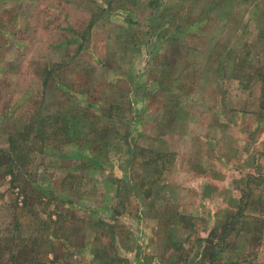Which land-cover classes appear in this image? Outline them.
Here are the masks:
<instances>
[{
	"label": "rangeland",
	"instance_id": "rangeland-1",
	"mask_svg": "<svg viewBox=\"0 0 264 264\" xmlns=\"http://www.w3.org/2000/svg\"><path fill=\"white\" fill-rule=\"evenodd\" d=\"M0 264H264V0H0Z\"/></svg>",
	"mask_w": 264,
	"mask_h": 264
},
{
	"label": "trees",
	"instance_id": "trees-1",
	"mask_svg": "<svg viewBox=\"0 0 264 264\" xmlns=\"http://www.w3.org/2000/svg\"><path fill=\"white\" fill-rule=\"evenodd\" d=\"M58 118L55 117L54 121H52V125L51 127V133L46 134V132L44 131L46 125L48 124V122H46V118L45 117H41L39 118L38 122H37V130L36 133L34 134V137L39 140L40 142L43 141H50V140H54L58 138H61L62 136L64 137L66 135V133L68 132L67 129L69 127V124L67 123V119L65 121V116L62 117L60 123H57ZM9 150L13 149V144H12V139H10L9 141ZM141 149H139L140 151ZM152 153L155 154V156H157V153H155L154 151H151ZM7 174L10 176L11 180H12V175L13 172L12 170L7 171Z\"/></svg>",
	"mask_w": 264,
	"mask_h": 264
},
{
	"label": "crops",
	"instance_id": "crops-1",
	"mask_svg": "<svg viewBox=\"0 0 264 264\" xmlns=\"http://www.w3.org/2000/svg\"><path fill=\"white\" fill-rule=\"evenodd\" d=\"M109 211H110L113 215H115V214L112 212V210L109 209Z\"/></svg>",
	"mask_w": 264,
	"mask_h": 264
}]
</instances>
